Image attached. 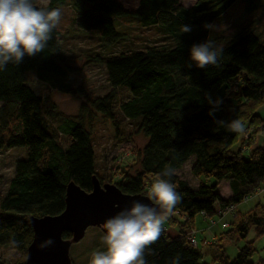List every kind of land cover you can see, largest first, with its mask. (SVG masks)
I'll list each match as a JSON object with an SVG mask.
<instances>
[{
  "label": "trees",
  "instance_id": "obj_1",
  "mask_svg": "<svg viewBox=\"0 0 264 264\" xmlns=\"http://www.w3.org/2000/svg\"><path fill=\"white\" fill-rule=\"evenodd\" d=\"M64 1L49 0L46 7L60 8ZM176 1L138 0L136 9L127 10L119 0H68L78 30L95 31L107 49L104 54L88 55L91 63L104 68L108 92L102 97L90 99L82 87L73 84V70L67 65L56 28L40 54L25 56L20 65L9 63L0 71V151H23L0 194V250L17 252L12 264H24L32 239L28 218L60 214L69 182L87 193L93 178L104 185L86 128L93 114L114 128L118 127L117 118L129 122L145 139L136 155L134 175L126 173L114 183L121 193L148 197L158 174L166 166L175 169L171 182L181 200L164 221L159 240L146 250L147 264H172L177 255L179 264H264V256H259L254 245L264 237V199H251L252 207L242 214L237 210L245 197L264 188V119L255 114L264 101V41L249 25L237 27L227 37L204 27L213 25L235 3L250 15L259 0H197L173 13ZM128 23L153 27L157 39L143 38L142 45L128 43L126 51L111 53V47L126 42L122 29L126 30ZM183 25L191 31L182 33ZM207 40L223 52L216 65L200 69L191 60L190 49ZM31 83L79 98L77 114L61 116L53 104L43 102ZM121 90L128 93L123 99L119 98ZM206 93L213 101L220 98L227 108L210 115L212 104ZM231 100L237 102L233 107L229 106ZM237 119L250 137L243 138L241 144H252L259 137L260 147L250 144L242 149L241 145L232 152L233 143H218L219 136L239 135L229 129L230 122ZM11 122L13 130L9 132ZM248 151L250 155L244 158ZM188 162L197 168L199 182L195 186L178 175ZM45 178L55 185L52 194L44 191ZM221 184L228 186L227 197L218 198ZM229 209L232 211L226 212ZM188 211L219 224L218 238L200 245L191 226L179 219L187 217ZM90 229L91 245L75 259L72 251L82 247L85 234L70 246L72 264L77 259L79 264H90L94 252L106 250L104 234ZM170 229L175 233L172 237ZM249 235L253 240L247 239ZM190 236L195 246L189 243ZM62 239L69 240V234L63 233ZM232 251L231 259L228 254ZM256 254L258 259L252 261Z\"/></svg>",
  "mask_w": 264,
  "mask_h": 264
},
{
  "label": "rangeland",
  "instance_id": "obj_2",
  "mask_svg": "<svg viewBox=\"0 0 264 264\" xmlns=\"http://www.w3.org/2000/svg\"><path fill=\"white\" fill-rule=\"evenodd\" d=\"M49 0H35V3L39 6H46ZM120 3L127 10H134L137 7L138 0H119ZM197 0H177L173 6V13H177L182 8H188L193 5ZM259 5L256 11L250 15H245L242 12V6L235 3L230 9H228L219 19L214 22L215 28L212 30L215 34L227 37L231 35L237 27L250 26L254 29L256 34H259L260 38L264 41V0H259ZM68 0L63 2V5L59 8L62 12L61 21L56 27L59 40L61 42L62 50L67 57V65L72 71V81L75 86H80L83 89L84 96L90 99L96 97H102L108 92L106 85V76L103 66L91 63V57L89 54L106 53L107 49L104 48L99 40L98 34L95 31L82 32L78 30L74 22V15L68 6ZM126 30L122 29L125 34V43H119L109 50L111 53L120 51H126L128 43L132 45H142V39L148 38V40L157 39V34L153 31V27L139 26L135 23H128ZM29 80L33 82V75L27 74ZM34 85L35 83H31ZM38 90L43 102L53 104L55 110L61 116L73 117L77 114L78 107L80 105V99L72 98L67 95H63L57 92H50L43 87L34 85ZM40 87V88H39ZM120 99L125 98L128 93L124 90L119 91ZM84 99V97H82ZM234 103V104H233ZM237 104L236 100H231L229 106L233 107ZM213 108V105L212 107ZM218 108L225 109V105H219ZM255 114L264 119V101L257 106ZM88 119V118H87ZM244 124V123H242ZM117 128L112 126V123L105 121L99 115L93 114L86 122V128L90 132L93 150L95 154V161L98 167L99 175L105 179L104 184H111L120 180L124 174L134 175L136 171V155L142 146L145 144V139L136 134V130L133 124L123 121L117 118ZM13 130V123H9L8 131ZM3 133H8L4 131ZM246 133H239L237 137L232 136H219L217 141L220 144L230 145V150L236 152L238 146L245 149L247 146L246 141L242 143V139ZM250 139L248 137L246 140ZM256 142H252L250 147L255 144L256 147L261 146V139L256 138ZM247 149V148H246ZM250 155V151L246 152L242 156L244 158ZM23 156L21 149L3 150L0 151V194L5 190L9 179L13 175L14 163L17 159ZM195 166L191 162L185 164L178 172V175L186 179L191 185H196L194 177ZM226 186V187H225ZM44 191L48 194H52L55 190V185L51 178H45ZM228 186L224 184L219 187L218 198H223L228 194ZM253 201L241 202L238 207V211L242 214L252 207ZM192 228V222L189 215L185 219ZM88 228L85 231V239L82 243V247H76L72 251V257L75 259L77 255L84 251V248L90 247L92 236ZM194 234V230L191 231ZM168 234L172 237L175 235L174 231L170 229ZM253 236L249 235L248 240H253ZM255 247L259 249L258 254L260 257L264 256V251L261 250L264 247V237L255 241ZM232 259L234 251L228 254ZM18 254L14 249L0 250V264H12L17 259ZM258 259L257 254L253 256L252 261ZM80 260L77 259L76 264H79Z\"/></svg>",
  "mask_w": 264,
  "mask_h": 264
},
{
  "label": "clouds",
  "instance_id": "obj_3",
  "mask_svg": "<svg viewBox=\"0 0 264 264\" xmlns=\"http://www.w3.org/2000/svg\"><path fill=\"white\" fill-rule=\"evenodd\" d=\"M61 16L59 8L49 10L46 6L37 5L35 0H0V71L5 70L9 63L20 65L25 56L40 54L47 47ZM204 27L210 31L215 28L212 24ZM190 31V26H182V33ZM222 52L223 49H217L214 42L207 40L192 45L190 58L197 68L204 69L216 65ZM205 97L213 105L212 115L222 100L217 98L213 101L207 93ZM229 129L236 133L245 131L238 119L230 122ZM174 173V168L166 166L151 184L148 199L156 206L133 201L104 222L106 234L102 239L106 250L94 252L90 264H147L146 250L159 240L164 221L181 200L171 182ZM46 243L51 244L52 241ZM179 259L177 255L172 264H179Z\"/></svg>",
  "mask_w": 264,
  "mask_h": 264
},
{
  "label": "water",
  "instance_id": "obj_4",
  "mask_svg": "<svg viewBox=\"0 0 264 264\" xmlns=\"http://www.w3.org/2000/svg\"><path fill=\"white\" fill-rule=\"evenodd\" d=\"M133 201L156 206L147 196L123 194L116 186L100 185L94 178L88 193L69 182L65 187L64 208L60 214L28 218L32 239L26 248L24 264H72L70 246L78 243L88 228L99 229L105 235L104 222ZM63 233L69 234L70 239H62ZM49 240L51 244L46 243Z\"/></svg>",
  "mask_w": 264,
  "mask_h": 264
},
{
  "label": "crops",
  "instance_id": "obj_5",
  "mask_svg": "<svg viewBox=\"0 0 264 264\" xmlns=\"http://www.w3.org/2000/svg\"><path fill=\"white\" fill-rule=\"evenodd\" d=\"M195 169L197 170L196 166H195ZM196 170H195V173H196ZM195 173L193 175L195 177L196 184H197V182H199V179L195 176ZM223 185L224 184H221L220 187H222ZM228 194H226L224 197H227ZM187 215H189L191 218L192 229L194 230L195 238L199 242L200 245L202 243L208 244L209 242L218 238L219 234L221 233L219 224H214V223L212 224L210 223V221H208L205 218H202L199 215L191 214L190 211L187 212ZM227 221L228 220H222V222H227Z\"/></svg>",
  "mask_w": 264,
  "mask_h": 264
},
{
  "label": "built area",
  "instance_id": "obj_6",
  "mask_svg": "<svg viewBox=\"0 0 264 264\" xmlns=\"http://www.w3.org/2000/svg\"><path fill=\"white\" fill-rule=\"evenodd\" d=\"M244 136H245L244 138H247L248 133H246ZM251 199H257V200L264 199V188H259L255 190V192L252 195L245 197L242 202H249ZM230 211H232V209L226 210V212H230ZM186 218L187 217H181V218L179 217V219H181L182 221H185ZM188 239H189V243L192 246H195V242L193 241L192 236H190Z\"/></svg>",
  "mask_w": 264,
  "mask_h": 264
}]
</instances>
